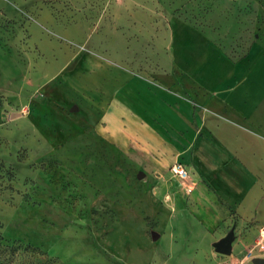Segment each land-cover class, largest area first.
I'll return each mask as SVG.
<instances>
[{"label": "rangeland", "instance_id": "374dc122", "mask_svg": "<svg viewBox=\"0 0 264 264\" xmlns=\"http://www.w3.org/2000/svg\"><path fill=\"white\" fill-rule=\"evenodd\" d=\"M177 27L237 62L264 50V0H0V236L19 246L12 264H226L214 241L195 242L167 154L115 111L133 83L191 99ZM156 122L142 124L161 135ZM161 137L177 160L179 138Z\"/></svg>", "mask_w": 264, "mask_h": 264}, {"label": "crops", "instance_id": "0c3cea01", "mask_svg": "<svg viewBox=\"0 0 264 264\" xmlns=\"http://www.w3.org/2000/svg\"><path fill=\"white\" fill-rule=\"evenodd\" d=\"M175 38L180 90L191 99L168 98L133 83L116 96L115 111L129 128H144L153 150L167 154L168 173L194 207L202 232L197 245L215 243V228L222 225L218 240L230 230L234 234L225 263L251 264L264 258L251 247L264 226V50L226 63L198 33L177 27ZM142 121H159L162 136L179 138L182 155L175 160L174 148ZM175 162L188 171L185 182L171 175Z\"/></svg>", "mask_w": 264, "mask_h": 264}, {"label": "built area", "instance_id": "2783aa9c", "mask_svg": "<svg viewBox=\"0 0 264 264\" xmlns=\"http://www.w3.org/2000/svg\"><path fill=\"white\" fill-rule=\"evenodd\" d=\"M169 171L173 177L183 182H185L188 179V175H189L188 171L186 170L185 166L179 162L173 163L170 166ZM183 188L187 192L191 190V187L188 184H184ZM255 247H257V250L264 252V226H261L258 229V235H257Z\"/></svg>", "mask_w": 264, "mask_h": 264}, {"label": "water", "instance_id": "95a60500", "mask_svg": "<svg viewBox=\"0 0 264 264\" xmlns=\"http://www.w3.org/2000/svg\"><path fill=\"white\" fill-rule=\"evenodd\" d=\"M76 106L72 107V110H75ZM139 178H143V172L138 174ZM234 240L233 230H230L224 237L219 239L213 244L214 250L220 255H229L231 254V243ZM252 264H264V258H254Z\"/></svg>", "mask_w": 264, "mask_h": 264}, {"label": "trees", "instance_id": "16d2710c", "mask_svg": "<svg viewBox=\"0 0 264 264\" xmlns=\"http://www.w3.org/2000/svg\"><path fill=\"white\" fill-rule=\"evenodd\" d=\"M18 250L19 246L3 244L0 236V264H12Z\"/></svg>", "mask_w": 264, "mask_h": 264}]
</instances>
